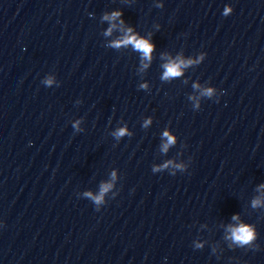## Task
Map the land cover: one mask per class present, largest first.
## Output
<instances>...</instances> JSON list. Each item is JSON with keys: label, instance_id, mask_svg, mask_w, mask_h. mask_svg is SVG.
I'll return each mask as SVG.
<instances>
[{"label": "clouds", "instance_id": "1", "mask_svg": "<svg viewBox=\"0 0 264 264\" xmlns=\"http://www.w3.org/2000/svg\"><path fill=\"white\" fill-rule=\"evenodd\" d=\"M228 11H230V9H226L225 14H227ZM121 15H122V13H120V12H113L110 16L106 15L104 18L112 21V20L117 19ZM121 23H123V21H121ZM113 27H114V25H113ZM111 31H112V29L109 28L107 34H110ZM121 45H124V46L131 45L135 50L141 52L143 59H146L149 61L151 60V52L153 50L154 45H152L149 40L132 34L131 28L127 29V32L124 34L122 39L114 41L112 46L113 47H120ZM191 63H192V61L179 60V62L173 61V62H169V63L165 64L164 65L165 72H164L163 79H169V78L177 77V76L181 75V68L186 67ZM146 66L147 65H145V67ZM48 83L50 84L51 81L49 80ZM204 95L211 96L212 90L211 89L205 90ZM146 123H148V122H146ZM125 133H126V129L122 128V129H119L115 133V135L119 138L120 136L125 135ZM163 135H164V137H166L167 142L163 145L162 150L167 151L168 147L170 145H172L175 142V140H174V137L169 135V133L167 131ZM165 166H167V165H165ZM110 187H111L110 184L103 185L101 188V195L92 197L96 201L97 204H99L101 202L103 193L108 191V189ZM86 195H91V194L86 193ZM252 203H253V207H257L260 205L261 201L259 199H256V200H253ZM236 219H238V217L233 216V220H236ZM229 233H230V236L228 238L240 246L250 244L255 238V233H254L253 229L250 226L244 225V224H240L237 226H230L229 227Z\"/></svg>", "mask_w": 264, "mask_h": 264}]
</instances>
